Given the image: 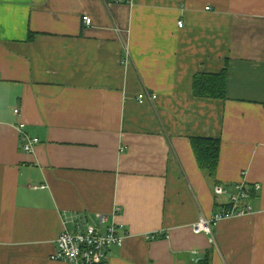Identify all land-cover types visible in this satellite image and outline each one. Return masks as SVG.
<instances>
[{"label":"crops","instance_id":"crops-1","mask_svg":"<svg viewBox=\"0 0 264 264\" xmlns=\"http://www.w3.org/2000/svg\"><path fill=\"white\" fill-rule=\"evenodd\" d=\"M225 67L226 98L193 96ZM197 136L221 142L215 179ZM240 180L254 213L194 233ZM97 214L123 237L108 264H264V0H0V264H71L58 234Z\"/></svg>","mask_w":264,"mask_h":264},{"label":"built area","instance_id":"built-area-1","mask_svg":"<svg viewBox=\"0 0 264 264\" xmlns=\"http://www.w3.org/2000/svg\"><path fill=\"white\" fill-rule=\"evenodd\" d=\"M117 4H133V0H113ZM86 24H91L89 15L83 16ZM182 27L183 23H178ZM143 93L137 96L139 102L144 101ZM15 112H18L17 110ZM19 126V138L26 151H33L39 138L32 137ZM261 186L257 183L249 184L246 180H240L233 184L216 183L213 186V194L216 198H223L225 202L210 217L200 215L193 223L194 233L209 234L213 241V229L223 219L247 216L254 213L250 204L253 193H257ZM98 224H86L84 228L76 231L63 229L57 236L51 259L66 261L71 264H108V250L115 245H121L123 237L117 232V225L109 221L104 214L96 215Z\"/></svg>","mask_w":264,"mask_h":264},{"label":"trees","instance_id":"trees-1","mask_svg":"<svg viewBox=\"0 0 264 264\" xmlns=\"http://www.w3.org/2000/svg\"><path fill=\"white\" fill-rule=\"evenodd\" d=\"M227 75V67L216 73L201 72L194 74L192 80L193 96L214 99L226 98ZM190 142L198 168L208 178L215 179L221 145L219 138L197 136L191 137ZM223 200L225 202V199ZM220 206L221 204L218 207ZM193 264H211V252L207 251L202 258L198 261L195 260Z\"/></svg>","mask_w":264,"mask_h":264}]
</instances>
